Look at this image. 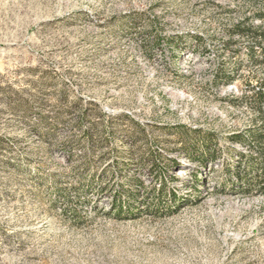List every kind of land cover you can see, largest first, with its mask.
Wrapping results in <instances>:
<instances>
[{
  "label": "rangeland",
  "instance_id": "rangeland-1",
  "mask_svg": "<svg viewBox=\"0 0 264 264\" xmlns=\"http://www.w3.org/2000/svg\"><path fill=\"white\" fill-rule=\"evenodd\" d=\"M263 11L0 0V264H264Z\"/></svg>",
  "mask_w": 264,
  "mask_h": 264
},
{
  "label": "trees",
  "instance_id": "trees-1",
  "mask_svg": "<svg viewBox=\"0 0 264 264\" xmlns=\"http://www.w3.org/2000/svg\"><path fill=\"white\" fill-rule=\"evenodd\" d=\"M256 18H258V20L263 22L264 21V11L261 13H258L256 15ZM246 25H247L246 22L238 24L235 27L236 28L235 32L238 33L240 36L248 37L249 39L253 40L256 43H261L264 41V29L263 28L246 26ZM253 50H254V48L251 47V51H252L251 61H252V63L253 64H260V65L264 66V47H262L260 50L261 55L259 58H257L256 55H254L255 53ZM230 81L231 80L228 79L227 83H229ZM257 95L261 101H257L256 107H255L256 112H257V117L255 119V122H256L255 126L256 127L253 129H250L249 135L252 137L253 141H255V143L258 144L260 147V150H259L260 160H259V163H256V167H258L259 172H261L260 178H258V180L260 181V180H263V176H264V91L260 90L259 93H257ZM231 138H232L231 140H233L239 144H244V141H243L244 136L240 133L233 135ZM251 162H249L250 165H252ZM254 167L255 166H253L252 168H254ZM162 190H163V193L169 192V189L166 186H164L162 188ZM101 192H102V194H104V193H107L108 190L103 188ZM169 194L171 196V203L169 204V206L167 208H169L168 210H171V209L177 210L180 207V205H178L179 203H177V200H176L177 199V193L170 191ZM113 198H115V197H113ZM131 199H134V197L132 196ZM117 203H118V200L116 199L115 204L112 206L111 210L113 213H117L119 216L132 215L136 211H139V209L135 210L134 206H131V205H129V206H126V205L118 206Z\"/></svg>",
  "mask_w": 264,
  "mask_h": 264
},
{
  "label": "bare ground",
  "instance_id": "bare-ground-1",
  "mask_svg": "<svg viewBox=\"0 0 264 264\" xmlns=\"http://www.w3.org/2000/svg\"><path fill=\"white\" fill-rule=\"evenodd\" d=\"M179 173H178V177H185L186 176V171H184V170H180V171H178Z\"/></svg>",
  "mask_w": 264,
  "mask_h": 264
}]
</instances>
